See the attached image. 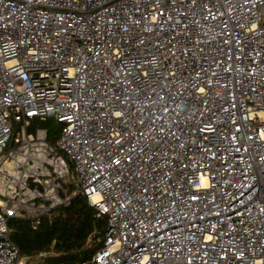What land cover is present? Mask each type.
<instances>
[{
  "label": "built area",
  "instance_id": "obj_1",
  "mask_svg": "<svg viewBox=\"0 0 264 264\" xmlns=\"http://www.w3.org/2000/svg\"><path fill=\"white\" fill-rule=\"evenodd\" d=\"M74 195L71 264H264V0H0V264Z\"/></svg>",
  "mask_w": 264,
  "mask_h": 264
},
{
  "label": "trees",
  "instance_id": "obj_2",
  "mask_svg": "<svg viewBox=\"0 0 264 264\" xmlns=\"http://www.w3.org/2000/svg\"><path fill=\"white\" fill-rule=\"evenodd\" d=\"M26 126L46 129L47 140L54 143L62 124L46 117L29 119ZM9 227L10 238L25 264H71L89 259L102 246L107 219L97 216L84 197L74 195L65 204L34 219L12 218Z\"/></svg>",
  "mask_w": 264,
  "mask_h": 264
},
{
  "label": "rangeland",
  "instance_id": "obj_3",
  "mask_svg": "<svg viewBox=\"0 0 264 264\" xmlns=\"http://www.w3.org/2000/svg\"><path fill=\"white\" fill-rule=\"evenodd\" d=\"M25 262H26V260H25ZM25 264V263H24Z\"/></svg>",
  "mask_w": 264,
  "mask_h": 264
}]
</instances>
